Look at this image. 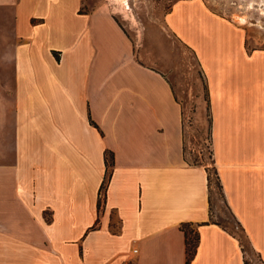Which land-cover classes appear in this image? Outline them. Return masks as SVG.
<instances>
[{
	"label": "crops",
	"instance_id": "crops-1",
	"mask_svg": "<svg viewBox=\"0 0 264 264\" xmlns=\"http://www.w3.org/2000/svg\"><path fill=\"white\" fill-rule=\"evenodd\" d=\"M168 28L201 64L213 159L264 264V47L204 0ZM106 153L113 165L107 172ZM186 159L183 107L105 5L0 0V264H246ZM198 231L187 263L182 224Z\"/></svg>",
	"mask_w": 264,
	"mask_h": 264
},
{
	"label": "rangeland",
	"instance_id": "rangeland-1",
	"mask_svg": "<svg viewBox=\"0 0 264 264\" xmlns=\"http://www.w3.org/2000/svg\"><path fill=\"white\" fill-rule=\"evenodd\" d=\"M105 5L134 43L136 58L162 71L183 107L186 159L204 164L212 178L211 220L241 239L246 263L262 264L221 190L211 146V118L205 74L196 53L169 28L167 14L178 0H88ZM217 15L244 29L249 49L264 47V0H204Z\"/></svg>",
	"mask_w": 264,
	"mask_h": 264
},
{
	"label": "trees",
	"instance_id": "trees-1",
	"mask_svg": "<svg viewBox=\"0 0 264 264\" xmlns=\"http://www.w3.org/2000/svg\"><path fill=\"white\" fill-rule=\"evenodd\" d=\"M113 158L114 156L112 153H106L107 172L113 165ZM217 175H218V172H217ZM218 180H219L221 190L223 191V185L221 183L219 175H218ZM208 182H209V191H210V203L212 205V192H211L212 178H211V175L209 174V170H208ZM216 223H219V222H216ZM182 229L184 230L185 236H186L187 263H189L196 252L197 242L199 238L198 231L194 228H191L190 225L187 223L182 224ZM239 240L244 249V244L242 243L240 238Z\"/></svg>",
	"mask_w": 264,
	"mask_h": 264
},
{
	"label": "built area",
	"instance_id": "built-area-1",
	"mask_svg": "<svg viewBox=\"0 0 264 264\" xmlns=\"http://www.w3.org/2000/svg\"><path fill=\"white\" fill-rule=\"evenodd\" d=\"M138 255H139L138 248H133L131 250L129 258L127 260H125V262L123 264H136ZM246 264H248V263H246Z\"/></svg>",
	"mask_w": 264,
	"mask_h": 264
}]
</instances>
